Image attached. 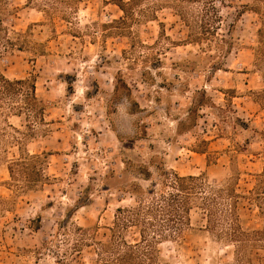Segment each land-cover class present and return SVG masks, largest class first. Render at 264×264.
Listing matches in <instances>:
<instances>
[{
	"label": "rangeland",
	"instance_id": "1",
	"mask_svg": "<svg viewBox=\"0 0 264 264\" xmlns=\"http://www.w3.org/2000/svg\"><path fill=\"white\" fill-rule=\"evenodd\" d=\"M0 21L14 43L0 70L34 78L48 106L29 141L0 145V264L99 263L117 209L164 171L260 185L264 0H3ZM25 150L40 176L19 192L9 162ZM263 203L241 205L246 228L264 225ZM206 225L194 209L185 237L159 244L162 264H233L235 246Z\"/></svg>",
	"mask_w": 264,
	"mask_h": 264
},
{
	"label": "trees",
	"instance_id": "2",
	"mask_svg": "<svg viewBox=\"0 0 264 264\" xmlns=\"http://www.w3.org/2000/svg\"><path fill=\"white\" fill-rule=\"evenodd\" d=\"M3 0H0V4ZM127 13L126 5L120 4ZM0 21V56L4 50L13 48L10 38L3 37L5 31ZM260 29V35L263 34ZM263 44V40L261 41ZM263 52V47L259 48ZM48 106L38 97L36 80L32 77L8 78L0 70V145L3 141L24 144L38 133V119L45 120ZM10 115L25 117V127L18 128L8 119ZM11 136V137H9ZM11 138V139H10ZM21 149V148H20ZM38 154L22 151L20 157L9 162V170L15 180L17 191H32L38 188ZM260 182L248 194L237 191L239 178L228 184H212L203 173L182 176L164 171L161 182H155L149 190V198L140 199L129 208L119 207L110 240L101 243L104 258L97 264H162L159 244L168 238L182 239L192 227V211L201 209L207 221L206 228L221 241L236 248L233 264H257L254 251H264V225L261 228H246L242 223L241 205L264 201V171L256 174ZM24 178V183H21ZM159 185L161 188L159 189ZM8 200L0 199V207ZM261 204V203H259ZM264 204V203H263ZM263 216L264 208L258 205ZM130 228H136L138 237L134 242L127 240Z\"/></svg>",
	"mask_w": 264,
	"mask_h": 264
}]
</instances>
